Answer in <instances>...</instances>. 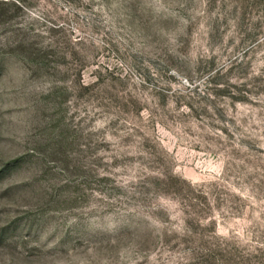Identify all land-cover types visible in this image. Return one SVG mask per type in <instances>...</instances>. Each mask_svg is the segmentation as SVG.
<instances>
[{"label": "rangeland", "instance_id": "obj_1", "mask_svg": "<svg viewBox=\"0 0 264 264\" xmlns=\"http://www.w3.org/2000/svg\"><path fill=\"white\" fill-rule=\"evenodd\" d=\"M242 3L0 0V264H264Z\"/></svg>", "mask_w": 264, "mask_h": 264}, {"label": "trees", "instance_id": "obj_2", "mask_svg": "<svg viewBox=\"0 0 264 264\" xmlns=\"http://www.w3.org/2000/svg\"><path fill=\"white\" fill-rule=\"evenodd\" d=\"M242 6L244 8H258L261 16H264V0H243ZM254 30H264V21L254 23Z\"/></svg>", "mask_w": 264, "mask_h": 264}]
</instances>
